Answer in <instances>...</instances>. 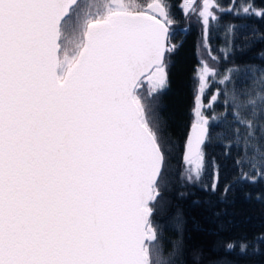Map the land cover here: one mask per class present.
Wrapping results in <instances>:
<instances>
[{
    "label": "snow or ice",
    "instance_id": "obj_1",
    "mask_svg": "<svg viewBox=\"0 0 264 264\" xmlns=\"http://www.w3.org/2000/svg\"><path fill=\"white\" fill-rule=\"evenodd\" d=\"M93 7L0 0V264H164L153 217L167 153L153 93L166 85L174 20L166 0ZM218 8L205 0V26ZM214 74L202 70L201 94ZM204 106L188 142L197 177Z\"/></svg>",
    "mask_w": 264,
    "mask_h": 264
},
{
    "label": "trees",
    "instance_id": "obj_2",
    "mask_svg": "<svg viewBox=\"0 0 264 264\" xmlns=\"http://www.w3.org/2000/svg\"><path fill=\"white\" fill-rule=\"evenodd\" d=\"M182 1L166 0L175 48L165 56L166 85L153 93L167 153L153 217L157 251L164 264H264V19L253 14L264 0H217L207 26L203 4L186 11ZM122 2L136 9L152 0ZM87 3L95 12L109 1ZM205 68L215 74L201 94ZM151 87L145 79L139 91ZM198 98L208 131L197 177L182 151Z\"/></svg>",
    "mask_w": 264,
    "mask_h": 264
},
{
    "label": "water",
    "instance_id": "obj_3",
    "mask_svg": "<svg viewBox=\"0 0 264 264\" xmlns=\"http://www.w3.org/2000/svg\"><path fill=\"white\" fill-rule=\"evenodd\" d=\"M109 3L112 2V0H108ZM169 35H170V29H169ZM197 121H194L190 124L189 128H188V132H187V135H186V138H185V142H184V147H183V151H182V162H188V159H189V150H188V142H189V139L191 137V134H192V126L196 123ZM207 137V135H206ZM206 137L204 139V142L203 144L201 145V151H202V147L206 141Z\"/></svg>",
    "mask_w": 264,
    "mask_h": 264
},
{
    "label": "rangeland",
    "instance_id": "obj_4",
    "mask_svg": "<svg viewBox=\"0 0 264 264\" xmlns=\"http://www.w3.org/2000/svg\"><path fill=\"white\" fill-rule=\"evenodd\" d=\"M197 0H183L182 1V8L183 10H189L191 9V7L196 3ZM199 2H201L202 4H204L205 0H199ZM190 5V7H189ZM215 96H213L211 99H210V102H212L214 100ZM201 110V109H200ZM202 112V110H201ZM203 113V112H202ZM204 115V114H203ZM199 117L196 116V121H198Z\"/></svg>",
    "mask_w": 264,
    "mask_h": 264
},
{
    "label": "built area",
    "instance_id": "obj_5",
    "mask_svg": "<svg viewBox=\"0 0 264 264\" xmlns=\"http://www.w3.org/2000/svg\"><path fill=\"white\" fill-rule=\"evenodd\" d=\"M170 45H172V44L170 43Z\"/></svg>",
    "mask_w": 264,
    "mask_h": 264
}]
</instances>
